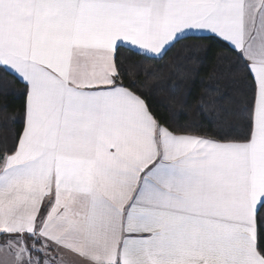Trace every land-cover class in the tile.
<instances>
[{"label": "snow or ice", "instance_id": "obj_1", "mask_svg": "<svg viewBox=\"0 0 264 264\" xmlns=\"http://www.w3.org/2000/svg\"><path fill=\"white\" fill-rule=\"evenodd\" d=\"M203 33L234 53L210 131L159 117L120 51ZM210 47L161 67L193 79ZM0 98V264H264V0H0Z\"/></svg>", "mask_w": 264, "mask_h": 264}, {"label": "trees", "instance_id": "obj_2", "mask_svg": "<svg viewBox=\"0 0 264 264\" xmlns=\"http://www.w3.org/2000/svg\"><path fill=\"white\" fill-rule=\"evenodd\" d=\"M197 43L200 45H211L207 49V55H203V49L197 52V56L203 57V63H195L194 67L198 70L193 73V79H185L182 69L172 67H161L174 63V54L181 50L182 44ZM120 51L131 57L130 64H135L132 68L133 73L139 72L138 79L144 88L145 95L148 97L152 110L164 121L174 125H188L199 131H210L211 126L207 119L197 108L198 98L204 94L205 90L215 84V77L218 71L223 70L228 63V59L234 57V53L228 43L213 35L188 36L181 40L165 57L163 61L146 60L142 56L131 53L126 48ZM139 62V63H138ZM12 81L9 85L13 92L7 99L9 101L10 114H15L21 121L19 124L11 125L16 131L22 128L24 85L12 76H7ZM175 82L179 87L174 91L171 83ZM186 98V103H185ZM3 103V98H0ZM6 129L0 124V136ZM9 135H11L9 133ZM12 140L9 139V145Z\"/></svg>", "mask_w": 264, "mask_h": 264}, {"label": "crops", "instance_id": "obj_3", "mask_svg": "<svg viewBox=\"0 0 264 264\" xmlns=\"http://www.w3.org/2000/svg\"><path fill=\"white\" fill-rule=\"evenodd\" d=\"M197 35H211L210 33H203V34H197ZM226 42V41H225ZM227 43V42H226Z\"/></svg>", "mask_w": 264, "mask_h": 264}]
</instances>
